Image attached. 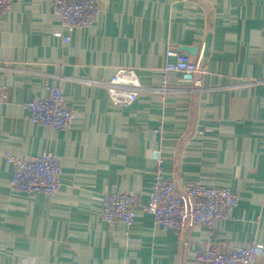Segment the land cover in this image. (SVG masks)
I'll return each mask as SVG.
<instances>
[{"label": "crops", "instance_id": "obj_1", "mask_svg": "<svg viewBox=\"0 0 264 264\" xmlns=\"http://www.w3.org/2000/svg\"><path fill=\"white\" fill-rule=\"evenodd\" d=\"M97 1L95 22L73 29L50 0H13L0 16V264H193L209 239L220 251L264 242V0ZM209 31L202 86L172 71L166 94L111 101L104 82L120 66L157 86L167 51L194 45L200 62ZM51 86L74 111L67 128L33 122L24 107ZM47 151L61 157L60 189H13L5 152ZM157 156L176 192L201 182L238 193L239 203L212 229L180 234L141 208L132 226L104 220L106 192L148 200Z\"/></svg>", "mask_w": 264, "mask_h": 264}, {"label": "built area", "instance_id": "obj_2", "mask_svg": "<svg viewBox=\"0 0 264 264\" xmlns=\"http://www.w3.org/2000/svg\"><path fill=\"white\" fill-rule=\"evenodd\" d=\"M53 10L69 29L90 26L99 14L97 0H50ZM13 0H0V16L7 13ZM65 41L67 36L58 32ZM167 61L162 68V80L157 86H146L133 66H120L105 87L111 101L117 105H128L146 91L166 94L171 90L170 72L177 71L183 80L194 87L202 86L204 68L194 61L186 50L172 47L167 51ZM170 57L174 59L171 60ZM95 81V80H94ZM48 95L24 102L33 122L54 129L69 127L75 117L73 109L66 103V95L60 86H51ZM7 97L0 86V103ZM12 165L10 184L13 189L27 193L40 192L54 195L61 186V157L47 151L28 157H18L5 152ZM163 158L157 156L155 179L148 200L142 201L134 191L120 190L103 195L102 218L114 224L120 220L132 226L137 209L151 213L156 223L166 232L182 233L194 224H204L210 229L218 220L227 219L230 211L239 203L238 193L224 187L208 186L201 182L188 184L176 192L175 181L166 178ZM264 249V242L252 241L246 245H234L228 250H218L211 239L196 251L193 264H256L257 256Z\"/></svg>", "mask_w": 264, "mask_h": 264}, {"label": "water", "instance_id": "obj_3", "mask_svg": "<svg viewBox=\"0 0 264 264\" xmlns=\"http://www.w3.org/2000/svg\"><path fill=\"white\" fill-rule=\"evenodd\" d=\"M210 45H211V32L209 31L207 33L206 41H205L204 48H203V53H202V56L199 62L200 65L205 63L206 57L208 56L209 51H210ZM184 48L188 50V52L192 56V59L196 61L197 60L196 52H197L198 47L194 45H190V46H185Z\"/></svg>", "mask_w": 264, "mask_h": 264}]
</instances>
